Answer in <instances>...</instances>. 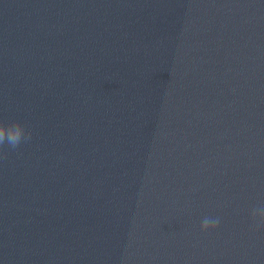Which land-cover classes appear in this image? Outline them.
Masks as SVG:
<instances>
[{
	"label": "clouds",
	"instance_id": "clouds-1",
	"mask_svg": "<svg viewBox=\"0 0 264 264\" xmlns=\"http://www.w3.org/2000/svg\"><path fill=\"white\" fill-rule=\"evenodd\" d=\"M31 138V133L25 134V127L19 121L5 124L0 122V151L3 150L5 143L11 148H17L22 140ZM251 219L255 227H264V205L254 207L251 210ZM219 224L218 218L205 217L201 223V231L207 232L215 229Z\"/></svg>",
	"mask_w": 264,
	"mask_h": 264
}]
</instances>
